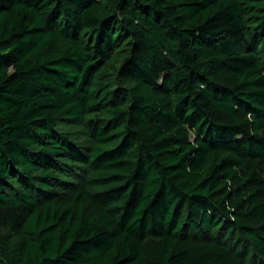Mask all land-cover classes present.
<instances>
[{
	"label": "trees",
	"instance_id": "16d2710c",
	"mask_svg": "<svg viewBox=\"0 0 264 264\" xmlns=\"http://www.w3.org/2000/svg\"><path fill=\"white\" fill-rule=\"evenodd\" d=\"M0 264H264V0H0Z\"/></svg>",
	"mask_w": 264,
	"mask_h": 264
}]
</instances>
